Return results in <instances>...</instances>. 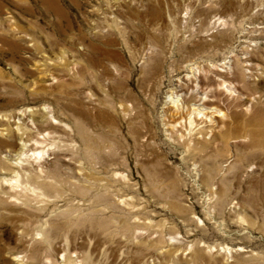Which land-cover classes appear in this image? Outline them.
Here are the masks:
<instances>
[{
  "label": "rangeland",
  "instance_id": "374dc122",
  "mask_svg": "<svg viewBox=\"0 0 264 264\" xmlns=\"http://www.w3.org/2000/svg\"><path fill=\"white\" fill-rule=\"evenodd\" d=\"M54 1L0 0V130L50 147L0 264H264V0Z\"/></svg>",
  "mask_w": 264,
  "mask_h": 264
},
{
  "label": "bare ground",
  "instance_id": "6f19581e",
  "mask_svg": "<svg viewBox=\"0 0 264 264\" xmlns=\"http://www.w3.org/2000/svg\"><path fill=\"white\" fill-rule=\"evenodd\" d=\"M42 2H44L49 9L62 16L64 15L63 9H61L59 4L54 0H42ZM7 104L8 106H11L12 101H8ZM16 113H10L9 117H12V115H19L21 118H24V115L27 114L26 110H19ZM20 117H17L18 120ZM2 130L6 131L8 140L4 141L0 139V150L3 148L7 149L5 156L12 159V166L15 168V175L13 178L7 177L5 180L7 183L6 186H8L9 192L12 193V196H8L6 201L0 203L5 204V208L3 210L7 209L8 206L12 211L16 208V206H26V208H24V214H22L23 216L26 215V217L20 218L17 224L18 229L24 234L23 239L31 238L32 240H35L37 237L36 239L43 240L46 237L44 231L41 234H31L28 230H30L34 224H37L35 217V220L32 223L29 222V218L33 217L30 210L32 209L33 213H39L43 210L42 205L47 204L45 194L40 190H45V188L41 186V179H45L42 174L43 165L48 155L47 150L50 148L45 147L47 135H32L28 133L26 129L23 130L18 126L15 131L12 129L10 130L9 128ZM2 130H0V134ZM6 202L8 204H6ZM13 206L15 207L13 208ZM99 227H102V225ZM61 231L62 227L59 223L50 222V229H48L50 239H55Z\"/></svg>",
  "mask_w": 264,
  "mask_h": 264
}]
</instances>
